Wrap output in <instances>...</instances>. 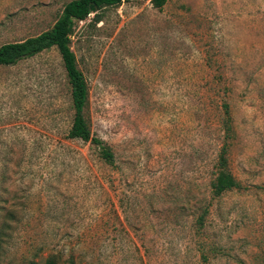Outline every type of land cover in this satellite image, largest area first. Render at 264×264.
<instances>
[{"label": "rangeland", "instance_id": "1", "mask_svg": "<svg viewBox=\"0 0 264 264\" xmlns=\"http://www.w3.org/2000/svg\"><path fill=\"white\" fill-rule=\"evenodd\" d=\"M68 1L0 0V45L50 28ZM99 13L76 21L70 46L113 166L67 136L55 48L0 65V264H264V0ZM222 101L241 186L213 198Z\"/></svg>", "mask_w": 264, "mask_h": 264}, {"label": "trees", "instance_id": "2", "mask_svg": "<svg viewBox=\"0 0 264 264\" xmlns=\"http://www.w3.org/2000/svg\"><path fill=\"white\" fill-rule=\"evenodd\" d=\"M122 0H69L66 2L52 24V26L40 33L28 36L18 41L7 42L0 45V65H14L21 60L33 57L44 50L55 48L59 53L66 75V81L70 93L71 107L73 110L72 121L68 129L69 138H79L89 142L98 149V155L102 161L111 166L114 165V153L111 148L94 135L90 123L85 115L88 103V85L83 72L77 64L76 55L73 52L71 34L76 21L84 20L90 13H94V20H99V11L107 7L118 6ZM152 5L161 9L170 0H150ZM220 128L223 133L222 144L213 164V176L209 187L211 197L216 198L222 194L239 189L241 184L233 175L229 167L228 150L234 137V128L226 101L221 103ZM207 206L195 219L198 228L204 226V218ZM202 257L206 260V256ZM45 264H58V258L49 256Z\"/></svg>", "mask_w": 264, "mask_h": 264}]
</instances>
